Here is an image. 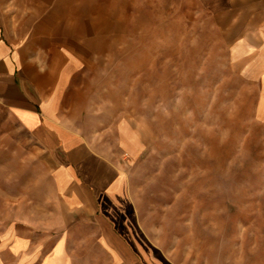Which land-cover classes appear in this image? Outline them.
<instances>
[{"label":"rangeland","instance_id":"obj_1","mask_svg":"<svg viewBox=\"0 0 264 264\" xmlns=\"http://www.w3.org/2000/svg\"><path fill=\"white\" fill-rule=\"evenodd\" d=\"M97 1L100 32L64 75L59 121L117 167L149 264H264V124L220 13L200 0ZM4 145L0 221L19 189L23 220H52V160Z\"/></svg>","mask_w":264,"mask_h":264},{"label":"crops","instance_id":"obj_2","mask_svg":"<svg viewBox=\"0 0 264 264\" xmlns=\"http://www.w3.org/2000/svg\"><path fill=\"white\" fill-rule=\"evenodd\" d=\"M200 1L228 27L232 64L254 84V117L264 124V0ZM101 9L97 0H0V152L9 138L14 153L50 158L55 204L45 210L52 220L39 223L37 211L23 220L20 189L14 193L13 220L0 221V264H101L103 251L110 264H149L117 167L59 121L68 117L60 108L64 75L88 56ZM5 169L1 163L0 218Z\"/></svg>","mask_w":264,"mask_h":264}]
</instances>
